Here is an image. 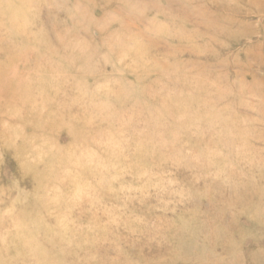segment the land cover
<instances>
[{
    "label": "rangeland",
    "instance_id": "1",
    "mask_svg": "<svg viewBox=\"0 0 264 264\" xmlns=\"http://www.w3.org/2000/svg\"><path fill=\"white\" fill-rule=\"evenodd\" d=\"M0 0V264H264V0Z\"/></svg>",
    "mask_w": 264,
    "mask_h": 264
},
{
    "label": "bare ground",
    "instance_id": "2",
    "mask_svg": "<svg viewBox=\"0 0 264 264\" xmlns=\"http://www.w3.org/2000/svg\"><path fill=\"white\" fill-rule=\"evenodd\" d=\"M228 1H231V0H228ZM263 2V0L260 1V3Z\"/></svg>",
    "mask_w": 264,
    "mask_h": 264
}]
</instances>
